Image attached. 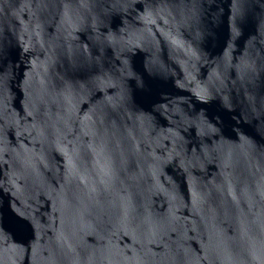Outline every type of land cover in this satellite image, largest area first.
Listing matches in <instances>:
<instances>
[{"label":"water","instance_id":"water-1","mask_svg":"<svg viewBox=\"0 0 264 264\" xmlns=\"http://www.w3.org/2000/svg\"><path fill=\"white\" fill-rule=\"evenodd\" d=\"M0 264H264V0H0Z\"/></svg>","mask_w":264,"mask_h":264},{"label":"snow or ice","instance_id":"snow-or-ice-1","mask_svg":"<svg viewBox=\"0 0 264 264\" xmlns=\"http://www.w3.org/2000/svg\"><path fill=\"white\" fill-rule=\"evenodd\" d=\"M205 92L204 91H201L200 93H199V95H201V98H204V96H205Z\"/></svg>","mask_w":264,"mask_h":264}]
</instances>
